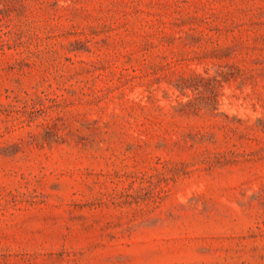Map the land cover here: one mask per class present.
Segmentation results:
<instances>
[{
  "label": "rangeland",
  "instance_id": "obj_1",
  "mask_svg": "<svg viewBox=\"0 0 264 264\" xmlns=\"http://www.w3.org/2000/svg\"><path fill=\"white\" fill-rule=\"evenodd\" d=\"M0 264H264V0H0Z\"/></svg>",
  "mask_w": 264,
  "mask_h": 264
}]
</instances>
